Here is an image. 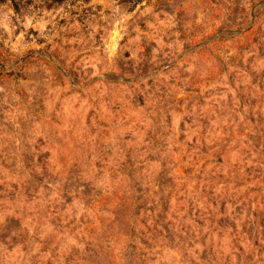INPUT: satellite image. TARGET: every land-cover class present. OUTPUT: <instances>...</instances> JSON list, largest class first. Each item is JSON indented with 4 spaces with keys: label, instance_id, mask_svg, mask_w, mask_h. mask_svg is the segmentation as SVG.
Here are the masks:
<instances>
[{
    "label": "clouds",
    "instance_id": "9594fccd",
    "mask_svg": "<svg viewBox=\"0 0 264 264\" xmlns=\"http://www.w3.org/2000/svg\"><path fill=\"white\" fill-rule=\"evenodd\" d=\"M41 2L0 0V264H264V79L230 60L264 67V0Z\"/></svg>",
    "mask_w": 264,
    "mask_h": 264
},
{
    "label": "rangeland",
    "instance_id": "374dc122",
    "mask_svg": "<svg viewBox=\"0 0 264 264\" xmlns=\"http://www.w3.org/2000/svg\"><path fill=\"white\" fill-rule=\"evenodd\" d=\"M108 2L109 0H42L40 4L33 5V8H41L42 12L40 14H42L43 11L54 12L56 8L63 7L64 10L68 12L69 18L74 17L76 22L83 24L90 15H97L101 11L107 14L109 12V9L105 8V4ZM120 2L126 5L123 12V17L131 16L132 19H135V16H139L141 12L147 13L145 17L137 21V24H139V26L143 28L144 19H153V13H160V23L161 27H163L166 22L164 21L163 13L160 12L161 8H164V10L169 12V14L171 15V12L175 10L173 5L178 4L180 0H135V3L131 4V6H127L130 0H120ZM185 2L187 4V7L181 9L178 13V15L182 17V22L186 21L189 18V13H191V15H196V13L192 11L193 7L198 5H207L209 3V0H185ZM29 3H31V0H27V2L26 0H12L11 7L16 15H21L22 13H27L30 11L28 7ZM94 3L95 7L92 6ZM210 3L212 5H215L217 9H220L222 11V14H226L229 17L239 15L241 10L239 0H210ZM133 13L135 14V16L131 15ZM201 14H203V12H201ZM212 15L215 16V29H213L211 25H208V30L204 36L205 39L214 37L216 33L220 31L222 27H224V23L221 21L220 17L216 16L215 12H213ZM56 20L58 21L59 25H63L66 23V18L60 16H57ZM200 27V16H197V27L194 33L195 35L200 34ZM30 35H35V32H33L31 29H29V34L25 35V39H30ZM119 35V30L113 29V33L110 38L112 46H116L117 38L119 37ZM226 43L227 42L223 40L212 41L213 47L216 48L218 54L221 57L224 55L223 49ZM246 46V41L236 45V47L239 49H243ZM258 55L264 57V53H259ZM230 60L240 64L243 70L249 76H251L253 80L264 79V67L257 65L255 70H253V68L251 67L252 58H249L250 63L248 65L243 64L241 61H236L235 57H231ZM25 194H27V190ZM71 210V207H69V212H71ZM47 247L48 244L46 243L44 248L46 249ZM44 255H47L46 251H44Z\"/></svg>",
    "mask_w": 264,
    "mask_h": 264
},
{
    "label": "trees",
    "instance_id": "16d2710c",
    "mask_svg": "<svg viewBox=\"0 0 264 264\" xmlns=\"http://www.w3.org/2000/svg\"><path fill=\"white\" fill-rule=\"evenodd\" d=\"M53 1H60V0H53Z\"/></svg>",
    "mask_w": 264,
    "mask_h": 264
}]
</instances>
